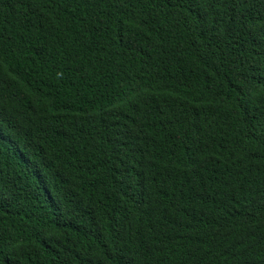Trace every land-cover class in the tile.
<instances>
[{
	"label": "trees",
	"instance_id": "1",
	"mask_svg": "<svg viewBox=\"0 0 264 264\" xmlns=\"http://www.w3.org/2000/svg\"><path fill=\"white\" fill-rule=\"evenodd\" d=\"M0 264H264V0H0Z\"/></svg>",
	"mask_w": 264,
	"mask_h": 264
}]
</instances>
